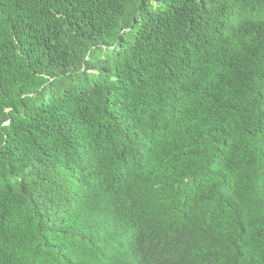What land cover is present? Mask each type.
<instances>
[{
  "label": "trees",
  "instance_id": "1",
  "mask_svg": "<svg viewBox=\"0 0 264 264\" xmlns=\"http://www.w3.org/2000/svg\"><path fill=\"white\" fill-rule=\"evenodd\" d=\"M0 264H264V0H0Z\"/></svg>",
  "mask_w": 264,
  "mask_h": 264
}]
</instances>
